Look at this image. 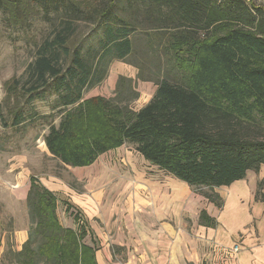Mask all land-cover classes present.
Returning a JSON list of instances; mask_svg holds the SVG:
<instances>
[{
	"label": "trees",
	"instance_id": "16d2710c",
	"mask_svg": "<svg viewBox=\"0 0 264 264\" xmlns=\"http://www.w3.org/2000/svg\"><path fill=\"white\" fill-rule=\"evenodd\" d=\"M0 12L10 26L39 15L53 27L36 44L22 76L6 82L0 121L5 129H19L38 117L34 101L54 96L50 110L61 115L43 142L62 166L89 167L127 144L195 193L208 189L200 195L218 208L223 200L214 189L264 166V3L259 0H0ZM81 23L101 29L95 47L87 39L74 42ZM139 29L147 33L148 48L166 58L164 75L138 76L154 82L152 98L132 109L139 94L132 80L119 76L114 98L83 99L105 80L112 61L129 63ZM259 200L264 202V195ZM58 201L30 177L25 198L30 227L21 249L11 255L13 264H97L95 248L84 242L82 212L64 200L82 225L65 228ZM198 224L216 222L201 211Z\"/></svg>",
	"mask_w": 264,
	"mask_h": 264
},
{
	"label": "rangeland",
	"instance_id": "374dc122",
	"mask_svg": "<svg viewBox=\"0 0 264 264\" xmlns=\"http://www.w3.org/2000/svg\"><path fill=\"white\" fill-rule=\"evenodd\" d=\"M259 3H264V0H259ZM94 28V25L79 24L76 28L74 42L79 43L87 39V45L95 47L100 39L101 29L94 30ZM52 29L53 27L44 22L39 15L33 16L23 26H10L5 15L0 12V106L5 97L6 82L12 77L22 76L25 68L33 59L36 44L49 36ZM146 34L139 29L134 37L133 54L127 61L130 64L112 61L105 80L99 86L86 91L83 99L97 96L106 99L114 98L115 84L118 77L122 76L132 80V85L139 94V98L131 104L132 109L137 110L150 100L155 91L154 82L141 81L138 76L156 79L165 74L167 66L165 65L166 58L161 52L157 53L148 48ZM54 98V96L46 95L44 99L34 101L32 107L38 117L33 120L29 119L27 124L19 129H5L0 121V264H13L11 255L19 251L27 240L30 223L25 198L30 177L45 180L60 179L73 186L76 184L77 191L85 185L84 180L78 182L74 177L76 169L80 170V168L62 166L48 153L43 142L50 124L57 126L59 123L61 114L50 110ZM3 112H5L4 109ZM51 114L54 115L53 119L48 117ZM98 162V169L89 174V177L93 178V188L95 191H101L107 199H113L115 204L123 209L120 212L126 213L125 216L128 213L126 209L128 207L129 210H133V214L138 215L142 205L139 198L148 197L145 190L139 186L143 178L153 177L159 181L170 178L147 163L127 144L105 155ZM104 181L106 183L101 184ZM245 181L246 184L241 187L245 192L241 194L239 203L243 207L246 206V212L252 216L256 205L260 203V195H264V167H261L257 174L247 173ZM259 183L261 185L258 189ZM222 188L227 187L213 191L225 199L226 193ZM188 191L200 200H204L200 193L209 192L206 188L196 193L189 188ZM254 196H257L259 203L256 202ZM64 203L62 199L58 201L57 216L61 225L71 229L82 226L81 218L77 215L75 208L67 207ZM260 205L264 204L260 203ZM260 211L264 213V208ZM118 219L126 222L131 218L125 219L119 214ZM184 220L190 225L189 219L184 218ZM244 221V215L238 213V223L228 224V228L239 229ZM259 222L260 216L253 215L246 231L239 235L241 237L239 241L244 243L246 233L249 231V239L252 243L245 247L251 252L264 248V237H261L258 231ZM260 224L264 229V216ZM23 239L25 241L21 243Z\"/></svg>",
	"mask_w": 264,
	"mask_h": 264
},
{
	"label": "crops",
	"instance_id": "0c3cea01",
	"mask_svg": "<svg viewBox=\"0 0 264 264\" xmlns=\"http://www.w3.org/2000/svg\"><path fill=\"white\" fill-rule=\"evenodd\" d=\"M111 152L100 156L91 166L83 167L85 169H76L75 179L85 182L82 192L72 189L60 179H39L46 189L82 212L87 230L84 242L95 248L97 264H264V248L251 252L245 247L252 243L249 231L244 243L239 241V235L246 231L253 215L260 216L258 231L264 237V229L260 224L264 216L260 211L264 205L260 203L264 202L256 201L259 204L252 216L246 212L247 207L239 203L241 194L245 192L241 187L246 184V178L222 188L226 198L222 199L221 208L205 198L204 201L194 197L185 183L170 176L164 181L153 177L143 178L139 186L148 197L139 198L142 205L138 215L133 214V210L128 207V216H125L126 213L120 212L123 209L113 199L109 200L101 191L94 190L93 178L89 177L90 173L98 169L99 159ZM132 199L136 200L135 197ZM201 211L215 220L214 227L198 224ZM238 213L244 215L245 221L239 229L231 230L228 224L238 223ZM119 214L122 218L131 219L121 221V218L118 219ZM184 218L190 220V225ZM23 241L25 239L21 243ZM236 245L240 250L232 254ZM224 256H230L232 260L228 262Z\"/></svg>",
	"mask_w": 264,
	"mask_h": 264
},
{
	"label": "built area",
	"instance_id": "2783aa9c",
	"mask_svg": "<svg viewBox=\"0 0 264 264\" xmlns=\"http://www.w3.org/2000/svg\"><path fill=\"white\" fill-rule=\"evenodd\" d=\"M240 248L239 246H234L233 249H232V254L234 253H237L239 252ZM224 260H227L228 262L232 260V258L230 256H224Z\"/></svg>",
	"mask_w": 264,
	"mask_h": 264
}]
</instances>
